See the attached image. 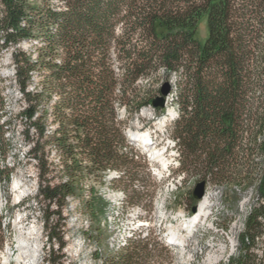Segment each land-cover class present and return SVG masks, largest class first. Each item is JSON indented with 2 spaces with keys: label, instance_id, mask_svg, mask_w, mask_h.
<instances>
[{
  "label": "trees",
  "instance_id": "obj_1",
  "mask_svg": "<svg viewBox=\"0 0 264 264\" xmlns=\"http://www.w3.org/2000/svg\"><path fill=\"white\" fill-rule=\"evenodd\" d=\"M45 1L0 0V51L24 39L40 44L34 59L24 51L12 52L16 80L29 103L23 112L39 138H45L29 150L39 165V196L58 203L81 184L86 172L102 182L107 170L134 171L133 159L122 149L128 142L127 122L119 119L118 107L125 108L128 119L153 105L161 87L141 93L137 82L157 80L164 70L166 79L174 76L177 116L170 135L183 172L224 186L249 185L257 176L264 197V0H59L62 7ZM203 19L207 36L201 40ZM113 46L121 72L111 63ZM38 67L47 74L34 92L28 84ZM52 93L57 94L52 106L57 127L47 135V108L38 113L37 107ZM7 113L0 88V182L6 183L13 171L4 164L9 145L5 127L12 122ZM47 142L62 160L66 177L58 183L44 179ZM256 157L263 159L260 169ZM55 213L61 220V209ZM52 214L45 212L44 220L51 239L57 237ZM3 217L0 212V249L7 227ZM263 221L260 204L245 222L246 252L264 234ZM140 254L147 258L149 253L128 251L112 264H146ZM246 254L240 263L247 264Z\"/></svg>",
  "mask_w": 264,
  "mask_h": 264
},
{
  "label": "rangeland",
  "instance_id": "obj_2",
  "mask_svg": "<svg viewBox=\"0 0 264 264\" xmlns=\"http://www.w3.org/2000/svg\"><path fill=\"white\" fill-rule=\"evenodd\" d=\"M45 3L54 7L63 6L59 0H46ZM206 36V20L203 19L199 26V38L204 40ZM39 47L40 44L35 40L24 39L0 51V88L3 91L7 116L12 119L11 124L5 127L9 145L4 164L13 169L10 181L0 182V212L7 225L4 231V246L0 249V264H17L16 238L20 230L23 232L33 230V235L35 234L33 237L41 246L39 261L36 264H112L128 251L140 253L148 251L147 258L140 254L141 263L145 260L146 264H185L183 260L186 255L194 257L195 261L192 264H206L210 254L221 257L222 260L215 264H245L240 263V258L246 253L249 258L247 264H263L264 234L256 238L248 252L246 239L242 237L249 213L254 207L264 205V197L257 189V176L249 185L231 183L224 186L208 183L206 189H209L210 193L207 219L199 223L195 231L186 237L185 248L166 244L165 238L166 234H169L170 226H175L182 234H187V230L181 226L184 218L193 214L192 207L197 201L193 197V189L200 181L195 175L185 173L180 168L178 156L180 151L175 139L170 135L173 116L177 113V108L172 103V92L163 113H158L153 105H149L142 107L139 112L133 113L127 119L125 108L118 107L119 119H125L127 122L123 127L126 137L129 128L135 131H150L154 142L153 147L149 146L147 149L140 142L127 138L126 147L122 149L133 159L135 169L131 174L120 168L110 169L103 172L102 182H99L95 173L86 172L81 184L58 203L49 204V201L39 196L38 187L41 180L39 165L35 152L29 150L30 146H34V142L42 143L45 138H39L31 120H28L23 112L29 103L16 80L15 62L12 57V52L17 49L34 59ZM110 54L112 65L116 71L121 72V60L114 46ZM46 74L47 70L44 68L34 69L28 84L29 90L35 92L37 88L39 89ZM165 81L172 83L174 76L166 79L164 70H161L157 80L142 78L138 80L137 86L143 93L144 90L161 87ZM119 89L120 87L115 91L118 97ZM56 99V93L42 97L37 107L38 113L47 108L48 112L44 119L47 135H51L57 127L52 107ZM170 109L174 113L160 124L161 117ZM150 148L160 149L163 158L168 161V166L165 167L162 162L152 158ZM43 152L49 162V170L44 179L50 180L51 184L64 180L66 176L62 169V160L54 144L51 142L44 144ZM83 161V165H86L87 161ZM254 163L260 169L263 159L256 157ZM114 170L118 171V175L113 173ZM183 173L185 176L177 190L165 192L164 190L170 189L171 184ZM14 180H19L22 187L28 188L26 195L18 197L12 188ZM120 191L125 193L123 201ZM138 204L142 209L139 213L133 212V206L136 207ZM59 209L61 220H58L57 213L52 214ZM45 212L52 214L51 221L57 223L56 238L48 237L47 229L44 227ZM146 221L147 239L142 240L145 226L137 228L135 223ZM132 227H136L133 231L141 238L136 240L132 247L114 253L109 247V237L124 234ZM49 250L51 260L48 262ZM102 259L106 261L102 263Z\"/></svg>",
  "mask_w": 264,
  "mask_h": 264
},
{
  "label": "bare ground",
  "instance_id": "obj_3",
  "mask_svg": "<svg viewBox=\"0 0 264 264\" xmlns=\"http://www.w3.org/2000/svg\"><path fill=\"white\" fill-rule=\"evenodd\" d=\"M15 73H16V71H15ZM168 98H169V96L167 97V102H168ZM173 113L174 112L171 109L168 110L161 117L160 124H162L164 121H166L169 118V116H171V114H173ZM128 132H129V137L132 140L140 142V144L142 146H145L147 149L149 148V146L153 145V143H150V141L152 139L150 131L149 132L148 131H135V130H132L129 128ZM150 150H151L152 158L156 159L159 162H162V164L165 165V167L168 166V161L163 158L160 149L158 150L156 148H150ZM113 173L118 175V171H116V170H114ZM183 178H184V173H183V175L178 176V178L176 179V182L175 183L173 182L171 184L172 187L170 189H165L164 191L165 192H167V191L173 192L174 190H177V188H178L179 184H181V180ZM18 181L17 180L13 181L12 188H13V190H15L17 192V195L20 198V197L27 194L28 188L22 187L20 184L21 182L19 183ZM120 193H121V200L123 201V199H125V193H124V191H120ZM0 200H1V189H0ZM164 201L162 204H164ZM159 203H158V205H159ZM141 209H142V207L139 204H138V206H136V207L133 206V208H132L133 212L138 211L137 213H139V211ZM208 209H209V198L206 196L200 202L197 211L194 212L191 216L184 218V222L182 223L181 227L187 230V234H182L180 232V229L176 228L175 226H170L169 227V234L165 233L166 237H167V238H165L166 244L174 245V246H180L182 248H185L186 237L190 236L195 231V227H197V225L199 223H202L204 220L207 219V217L209 215ZM0 210H1V206H0ZM4 224H6V223L4 222ZM135 225L137 228H140L142 226H145V228H146V223H142V222L141 223H135ZM136 227L130 228L129 231L125 232L124 234L122 233L120 235L110 236L108 239L110 249L113 250L114 253H119V252H121V251H123L129 247H132L133 243L136 242V240H138L139 238H141L140 235H135V233L133 231ZM34 235H33V230H28L27 232H23L22 230H20V233L16 238L17 252L15 255V261L17 262V264H36L39 261V255H40V249H41L40 247L41 246L39 245L38 241L33 237ZM143 239H147V236H142V240ZM220 260H222V259L219 255L215 256L214 254H210L207 257L206 264H215V263L219 262ZM104 261H106V260H104V259L101 260L102 263H104ZM194 261H195V259H194V257H192V255H186V258L183 260V263L192 264Z\"/></svg>",
  "mask_w": 264,
  "mask_h": 264
},
{
  "label": "water",
  "instance_id": "obj_4",
  "mask_svg": "<svg viewBox=\"0 0 264 264\" xmlns=\"http://www.w3.org/2000/svg\"><path fill=\"white\" fill-rule=\"evenodd\" d=\"M172 90L171 83L169 81H166L162 84L160 88V95H158L154 100H153V106L155 108H162L164 109L167 106V97L170 95ZM207 186V182L205 180H201L196 183L194 189H193V197L196 200H200L204 194H205V189ZM198 209V204H195L192 207V212H196Z\"/></svg>",
  "mask_w": 264,
  "mask_h": 264
},
{
  "label": "built area",
  "instance_id": "obj_5",
  "mask_svg": "<svg viewBox=\"0 0 264 264\" xmlns=\"http://www.w3.org/2000/svg\"><path fill=\"white\" fill-rule=\"evenodd\" d=\"M178 156H180V153H178ZM184 176H185V173H184ZM209 189H205V194H204V196L202 197V199L200 200V202L204 199V197H208L209 198ZM200 202L198 203V207H199V204H200ZM0 206H1V200H0ZM147 221H146V228H145V231H144V233L142 234V236H147Z\"/></svg>",
  "mask_w": 264,
  "mask_h": 264
}]
</instances>
